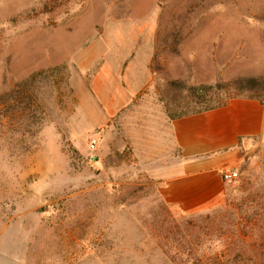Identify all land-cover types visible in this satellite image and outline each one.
Returning a JSON list of instances; mask_svg holds the SVG:
<instances>
[{
  "label": "rangeland",
  "instance_id": "obj_1",
  "mask_svg": "<svg viewBox=\"0 0 264 264\" xmlns=\"http://www.w3.org/2000/svg\"><path fill=\"white\" fill-rule=\"evenodd\" d=\"M233 97L264 0H0V264H264V126L207 170L168 129Z\"/></svg>",
  "mask_w": 264,
  "mask_h": 264
},
{
  "label": "crops",
  "instance_id": "obj_2",
  "mask_svg": "<svg viewBox=\"0 0 264 264\" xmlns=\"http://www.w3.org/2000/svg\"><path fill=\"white\" fill-rule=\"evenodd\" d=\"M263 126L264 106L246 97H233L221 106L180 115L168 123L181 157L202 170L230 162L239 142L259 135Z\"/></svg>",
  "mask_w": 264,
  "mask_h": 264
},
{
  "label": "built area",
  "instance_id": "obj_3",
  "mask_svg": "<svg viewBox=\"0 0 264 264\" xmlns=\"http://www.w3.org/2000/svg\"><path fill=\"white\" fill-rule=\"evenodd\" d=\"M95 140H91L90 146L94 147ZM237 176V170L235 169H228L227 171H224L222 174V177L226 181L234 180Z\"/></svg>",
  "mask_w": 264,
  "mask_h": 264
},
{
  "label": "trees",
  "instance_id": "obj_4",
  "mask_svg": "<svg viewBox=\"0 0 264 264\" xmlns=\"http://www.w3.org/2000/svg\"><path fill=\"white\" fill-rule=\"evenodd\" d=\"M256 80V78H248L247 80H245V81H248L249 83H251V82H253V81H255ZM249 98H251V97H249ZM228 100V99H227ZM226 100V101H227ZM226 101H224V102H217L215 105H209V106H207V107H204V108H202V109H198V110H195V111H193V112H191V113H195V112H201V111H205V110H208V109H211V108H214V107H218V106H221V105H223ZM185 114H189V113H185ZM185 114H181V115H185ZM180 116V115H179ZM254 137V136H253Z\"/></svg>",
  "mask_w": 264,
  "mask_h": 264
}]
</instances>
